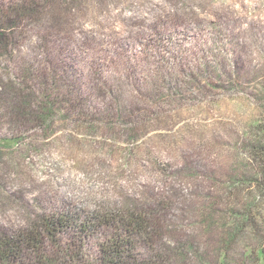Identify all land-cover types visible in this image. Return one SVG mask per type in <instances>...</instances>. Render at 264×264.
I'll list each match as a JSON object with an SVG mask.
<instances>
[{"label":"rangeland","instance_id":"obj_1","mask_svg":"<svg viewBox=\"0 0 264 264\" xmlns=\"http://www.w3.org/2000/svg\"><path fill=\"white\" fill-rule=\"evenodd\" d=\"M0 28V236L141 207L145 258L255 264L264 0H0ZM111 235L76 237L96 257Z\"/></svg>","mask_w":264,"mask_h":264},{"label":"trees","instance_id":"obj_2","mask_svg":"<svg viewBox=\"0 0 264 264\" xmlns=\"http://www.w3.org/2000/svg\"><path fill=\"white\" fill-rule=\"evenodd\" d=\"M26 10L23 8L24 12ZM5 37H1V42L8 45ZM152 224L150 212L141 207L122 211H95L85 216L75 210L57 211L43 219L39 227L44 233L37 227L25 234L0 236V261L4 264H53L55 258L49 255L43 241L47 235L56 243L58 253L66 257L65 263L161 264L145 258L138 249L137 239L144 241L153 237ZM100 227H111L112 235L99 245L98 255L94 257L84 251L83 242H78L77 237L83 241L82 237H87ZM71 233L78 234L72 236ZM58 234L68 237L63 239ZM251 259L255 264H264V246Z\"/></svg>","mask_w":264,"mask_h":264}]
</instances>
